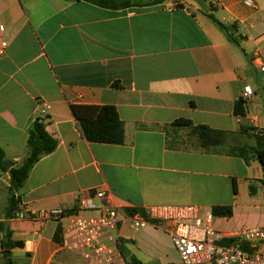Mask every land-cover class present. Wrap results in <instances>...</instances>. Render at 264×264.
<instances>
[{
    "label": "crops",
    "instance_id": "1",
    "mask_svg": "<svg viewBox=\"0 0 264 264\" xmlns=\"http://www.w3.org/2000/svg\"><path fill=\"white\" fill-rule=\"evenodd\" d=\"M178 1L175 9L111 10L83 0H0V49L8 44L0 54V148L11 167L20 165L38 118L58 141L16 192L17 213H76L82 197L102 190L107 196L97 203L122 212L231 206V217L214 216L225 236L264 227V168L254 152H264V73L253 63L258 51L264 57V0ZM246 86L253 97L244 98ZM240 100L245 116L235 114ZM74 105L114 106L124 144L88 142ZM179 119L225 131L228 147L202 149L190 129L173 126ZM243 147L249 162L238 155ZM9 187V172L0 171V191ZM7 212L0 223L22 243L9 251L12 264H101L62 250L56 222L9 219ZM171 229L157 221L140 231L122 227V250L142 264H174ZM8 258L0 244V264Z\"/></svg>",
    "mask_w": 264,
    "mask_h": 264
},
{
    "label": "built area",
    "instance_id": "2",
    "mask_svg": "<svg viewBox=\"0 0 264 264\" xmlns=\"http://www.w3.org/2000/svg\"><path fill=\"white\" fill-rule=\"evenodd\" d=\"M162 4L175 9L179 1L162 0ZM248 4L254 6L252 1ZM7 46L4 41L0 54ZM253 63L264 73V57L260 51L255 54ZM254 94L251 86L244 88V98H251ZM258 134L264 136V130ZM106 196L107 193L101 190L94 196L82 197L80 210L76 213L60 208L45 209L31 211L28 216L18 212L15 218H29L39 223L56 222L62 250L79 252L85 259L101 264H128L121 247V228L140 231L153 221L172 225L171 238L181 264H264V227L243 229L235 235L225 236L214 229L213 212L204 211L199 205H154L122 212L117 206L105 207L97 203ZM224 239L231 240V243L222 244Z\"/></svg>",
    "mask_w": 264,
    "mask_h": 264
},
{
    "label": "trees",
    "instance_id": "3",
    "mask_svg": "<svg viewBox=\"0 0 264 264\" xmlns=\"http://www.w3.org/2000/svg\"><path fill=\"white\" fill-rule=\"evenodd\" d=\"M94 3L103 8L111 10H120L136 6H148L162 3V0H83ZM210 19L229 36L230 28L220 22L215 16L210 15ZM231 40L236 41L232 36ZM72 111L78 120L80 129L84 138L90 143L108 144V145H122L125 142V128L121 121L117 109L114 106H72ZM235 114L238 116H245V102L240 100L235 105ZM174 127L180 129H190L196 135L200 147L208 152H216V149L223 146L226 142L227 133L225 131L212 129L208 126L198 125L186 119H179L173 123ZM260 138H264L260 136ZM58 147V141L47 130V124L44 119L38 118L31 130L29 131L27 141V157L18 166L11 167L6 162L5 152L0 148V171L9 172L10 187L8 191V212L7 218H15L19 207V198L16 192L23 187L28 180L29 175L34 166L39 160L51 153ZM255 150V149H251ZM240 157L246 162L250 161V150L243 147L238 149ZM260 163L264 168V152L254 151ZM237 190L235 189V192ZM237 193V192H236ZM213 214L216 217H231L233 209L231 206L214 207ZM0 232L2 233V240L0 242L3 253L6 258L9 257V251L21 247L22 243L13 241V231L6 223H0ZM57 236H59V229ZM6 264H12L8 258ZM129 264H142L141 261L134 256L127 258Z\"/></svg>",
    "mask_w": 264,
    "mask_h": 264
},
{
    "label": "rangeland",
    "instance_id": "4",
    "mask_svg": "<svg viewBox=\"0 0 264 264\" xmlns=\"http://www.w3.org/2000/svg\"><path fill=\"white\" fill-rule=\"evenodd\" d=\"M226 146L228 147V142H225ZM224 146V145H223ZM222 147V146H221ZM9 191V190H8ZM5 194L8 195V192L6 193L5 189H3V191H0V217L1 216H4L5 214V210L7 209L8 207V199L4 198L5 197ZM176 251V250H175ZM165 252V251H163ZM177 252V251H176ZM170 262H173L174 264H180V257L178 256V254L176 255H170L169 259H168Z\"/></svg>",
    "mask_w": 264,
    "mask_h": 264
},
{
    "label": "water",
    "instance_id": "5",
    "mask_svg": "<svg viewBox=\"0 0 264 264\" xmlns=\"http://www.w3.org/2000/svg\"><path fill=\"white\" fill-rule=\"evenodd\" d=\"M129 256H130V253L127 254V257H129Z\"/></svg>",
    "mask_w": 264,
    "mask_h": 264
}]
</instances>
